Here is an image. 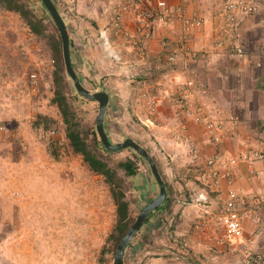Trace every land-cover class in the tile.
Masks as SVG:
<instances>
[{"label":"rangeland","instance_id":"374dc122","mask_svg":"<svg viewBox=\"0 0 264 264\" xmlns=\"http://www.w3.org/2000/svg\"><path fill=\"white\" fill-rule=\"evenodd\" d=\"M27 1L45 12L40 1ZM55 2L69 27L74 66L84 83L113 94L109 104L114 109L106 114L111 139L116 142L131 136L159 156L164 149L156 144L155 123L150 122L155 121L158 108L144 103L145 110L152 111L146 114L137 104L128 106L124 97L115 93L129 81L117 73L110 80L109 69L122 60L117 63L107 55L99 25L86 15L87 4L79 8L81 0ZM53 69L52 50L45 38L35 36L20 14L0 7V264H98L99 251L115 224L116 206L104 177L91 172L83 157L68 147L63 118L52 102ZM31 73L37 74L35 80ZM92 80L105 88L95 86ZM77 104L84 119L97 116L98 102ZM41 115L54 119L50 128L36 124ZM52 130H56L55 135ZM51 141H60L58 157L49 150ZM115 156L120 160L133 157V152L126 149ZM139 166V174L126 184L137 216L159 193L147 164L140 161ZM205 179L196 195L212 200L213 185ZM174 220L166 214L154 215L143 225L125 254L127 263L176 264L172 259L179 256L172 253L175 238L182 236L179 233L185 225L179 223V227L175 225L178 231L172 229ZM216 249L204 258L207 264H235L239 258L228 244Z\"/></svg>","mask_w":264,"mask_h":264},{"label":"crops","instance_id":"0c3cea01","mask_svg":"<svg viewBox=\"0 0 264 264\" xmlns=\"http://www.w3.org/2000/svg\"><path fill=\"white\" fill-rule=\"evenodd\" d=\"M157 1L79 0V8L86 3V15L100 29L108 28L119 45L122 62L109 69L110 80L117 73L129 82L119 88L120 93L114 90L115 93L123 96L128 106L137 104L146 114L152 111L147 112L142 104L158 108L155 121L147 119V122L155 123L156 144L164 149L155 158L177 198L174 213L166 215L174 218L173 224L178 227L179 223L185 225L179 234L186 235L190 242L189 248L176 243L172 253L179 256L172 259L176 264L179 258L180 264H207L204 258L217 250L211 249L206 239L215 228L212 218L232 191L241 196L237 206L245 236L254 240L255 250L264 253V200L261 203L254 200L264 196V0H260L258 13L238 14L234 23L221 13L223 0H167L173 7L185 4L189 13L205 19L204 26L193 34L190 52L179 41L182 29L179 22L174 27L154 22L153 34L148 39L138 32V13ZM117 4L124 8L120 28L112 20ZM126 31L129 37L125 36ZM236 46H244L246 53L236 55L231 50ZM170 55L176 57L175 62L169 61ZM84 58L91 60L86 55ZM191 79L195 82L194 94L191 109H187L180 104V86ZM108 92L111 101L113 94ZM110 106L107 112L113 111ZM206 117L221 123L222 129L211 133ZM210 158L216 160L214 166H209ZM251 165L254 173L250 172ZM188 169L194 170L193 173ZM216 175L220 177L218 187L214 186ZM205 177L213 185L210 192L213 213L202 217L203 210L194 204L192 197L204 184ZM257 217L260 220H255ZM202 220L211 228L199 230L196 226Z\"/></svg>","mask_w":264,"mask_h":264},{"label":"trees","instance_id":"16d2710c","mask_svg":"<svg viewBox=\"0 0 264 264\" xmlns=\"http://www.w3.org/2000/svg\"><path fill=\"white\" fill-rule=\"evenodd\" d=\"M38 1L41 2L42 8L45 10L44 13H41L42 10L37 11L36 8L27 0H0V7L2 9L14 11L15 13L20 14L27 26L30 28V31L37 37L45 38L51 47L54 64V96L52 97V102L58 106V110L63 118V122L66 127L68 147L74 153L83 157L85 165L91 172L94 174H100L104 177L116 206L115 224L106 239V243L100 249L98 254V264H111V258L115 256L118 244L127 234L137 218V215L133 214V200L127 191L126 184L130 177L139 174L140 161L146 164L147 162L139 153H137L136 150L129 147L126 149H131L133 157H126L117 160L115 156L117 152L109 150L103 144L98 134L96 127L97 116H93V118L89 119L85 118L86 120L80 116L77 104L78 102H90L95 104L97 102L85 98L72 84L65 67L62 39L58 26L54 22L42 0ZM47 18L48 20L46 21ZM233 48H231V50ZM76 71L78 72L77 69ZM81 79L84 82L82 77ZM33 80H35V78ZM92 82L95 86L102 87V85L96 81L92 80ZM40 117L41 119L36 121V124L39 126L43 124L46 128H50L51 124L55 122L50 116L41 115ZM59 143L60 141H51L49 144V150L55 157L59 156ZM156 161L160 167L159 161ZM167 188L168 197L166 201L155 211V216L174 213V206L177 202V198L175 197L174 191H172L173 189L170 187L168 182ZM171 227L174 229L175 224ZM140 231L136 236H138ZM130 248L131 245H129L126 255ZM125 264H128L126 257Z\"/></svg>","mask_w":264,"mask_h":264},{"label":"built area","instance_id":"2783aa9c","mask_svg":"<svg viewBox=\"0 0 264 264\" xmlns=\"http://www.w3.org/2000/svg\"><path fill=\"white\" fill-rule=\"evenodd\" d=\"M259 11L260 0H223L221 13L227 16V18L229 17L231 23H234L238 14H256ZM123 12L124 8L122 4H117L112 16V20L117 28H120L122 25ZM137 21L138 32L147 39L153 34L154 22L169 27H174L179 22L182 25L179 41L189 52V43L193 39L194 32L205 24V19L199 15L189 13L188 7L185 4L173 7L167 0H158L154 6L141 10L137 15ZM125 33V36H130L129 32L126 31ZM100 38L109 58L117 63L120 62L122 60V55L119 45L112 38V34L108 28L102 27L100 29ZM232 51L236 55H244L246 53L244 46H237V48H233ZM168 59L170 62L176 61L174 55H170ZM36 77V73L30 74V78L34 79ZM194 86L195 82L192 79L180 86L182 95L180 98V104L182 107L191 109L190 100L192 94H194ZM199 111L202 113V106L199 107ZM206 124L211 133H215L222 129L221 123L208 117H206ZM51 133L55 135L56 130H52ZM215 161L214 158L208 159L209 166H214ZM193 171L192 169H188V172L190 173H193ZM250 172H255L253 165L250 166ZM216 176L217 178L214 181V186L218 187L220 177L219 175ZM203 199L198 198L197 195L192 198L194 204L200 206L203 210L202 217L213 213L210 208L211 199L209 200L205 197H203ZM240 199L241 196L236 191H232L224 204L218 206L219 212L215 213L216 216H213L212 218L215 228H212L211 234L206 236V239L208 238L207 241L209 242L208 246H211L212 249L223 244H228V247L239 254V258L236 259L235 264H263L264 253L255 250L253 248L254 240L245 236L243 217L237 206L238 200ZM254 200L256 203H261L264 200V196H258L254 198ZM255 220H260V217L255 218ZM202 221L196 226L199 230H207L208 228H211V225L207 224L205 220ZM175 241L183 248H189L190 242L186 235L183 234L180 237H176Z\"/></svg>","mask_w":264,"mask_h":264},{"label":"water","instance_id":"95a60500","mask_svg":"<svg viewBox=\"0 0 264 264\" xmlns=\"http://www.w3.org/2000/svg\"><path fill=\"white\" fill-rule=\"evenodd\" d=\"M42 2L45 4L54 22L58 26L62 39L65 67L73 85L85 98L97 101L99 103L96 127L103 144L113 152H119L128 147L136 150L147 162L150 171L152 172L159 185V193L154 196L148 203H146V205L142 208L134 224L117 246L114 257V264H125L126 250L129 247L131 241L142 228V226L145 225L155 215V211L166 201L168 197L167 183L155 157L148 147L131 136L116 142L111 139L105 126L106 114L110 103V93L105 89L94 90L88 87L82 81L73 63L71 53V37L65 17L61 13L55 0H42Z\"/></svg>","mask_w":264,"mask_h":264},{"label":"clouds","instance_id":"9594fccd","mask_svg":"<svg viewBox=\"0 0 264 264\" xmlns=\"http://www.w3.org/2000/svg\"><path fill=\"white\" fill-rule=\"evenodd\" d=\"M73 63H74V62H73ZM78 74H79V73H78ZM107 131H108V130H107ZM153 156H154V155H153ZM153 217H154V216H153ZM150 220H151V219H150ZM150 220H149V221H150ZM147 223H148V222H147ZM142 227H143V226H142ZM139 231H140V230H139ZM136 235H137V234H136ZM135 237H136V236H135ZM133 239H134V238H133Z\"/></svg>","mask_w":264,"mask_h":264},{"label":"flooded vegetation","instance_id":"af4514ba","mask_svg":"<svg viewBox=\"0 0 264 264\" xmlns=\"http://www.w3.org/2000/svg\"><path fill=\"white\" fill-rule=\"evenodd\" d=\"M101 90V89H100ZM155 157V156H154ZM156 159V158H155Z\"/></svg>","mask_w":264,"mask_h":264}]
</instances>
